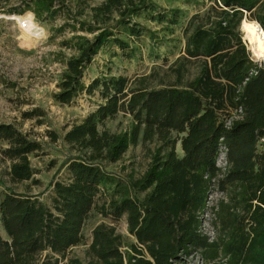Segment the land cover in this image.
Segmentation results:
<instances>
[{"label": "trees", "instance_id": "16d2710c", "mask_svg": "<svg viewBox=\"0 0 264 264\" xmlns=\"http://www.w3.org/2000/svg\"><path fill=\"white\" fill-rule=\"evenodd\" d=\"M14 1L5 13L29 11L46 22L66 14L52 29L71 33L59 42L69 54L54 58L64 69L53 100L68 105L97 93L100 102L64 132L62 142L73 155L47 203L12 186L0 192V264H189L191 258L264 264V62L253 60L239 31L244 19L264 29V0H187L202 8L180 36L184 12L160 10L154 0L93 6L78 0L77 10L65 0ZM143 16L160 27L152 39L180 44L178 55L142 76L101 73L86 85V69L106 46L134 56L135 41L146 32ZM119 113L130 116L129 125L112 132L106 123ZM40 116L37 108L21 113ZM48 134L51 142L58 139ZM138 145L148 157L142 171L133 163L117 173L106 170ZM41 151L42 144L14 124L0 123V168L9 184L39 183L29 156ZM221 152L223 172L216 166ZM213 179L224 198L213 211L216 237L208 241L200 221ZM92 212L111 224L92 228L83 261L69 257ZM121 220L134 241L116 232Z\"/></svg>", "mask_w": 264, "mask_h": 264}, {"label": "rangeland", "instance_id": "374dc122", "mask_svg": "<svg viewBox=\"0 0 264 264\" xmlns=\"http://www.w3.org/2000/svg\"><path fill=\"white\" fill-rule=\"evenodd\" d=\"M80 1L93 6L102 0ZM154 1L160 10L178 7L184 12L176 27L178 36H180V28L188 17L202 8V6H195L193 2L190 3L187 0ZM14 2V0L8 2L0 0V123L14 124L30 138L40 142L42 151L38 155L29 156L31 167L35 171L34 178L39 181L38 184L27 181L11 185L7 181L4 170L0 168V192L12 186L15 193L34 195L40 201L47 203L52 183L64 179V163L69 156L73 155L62 142L64 132L93 111L100 100L97 93L82 94L68 105H61L53 100L52 94L56 90L55 85L64 69L63 64L54 58L59 51L65 55L69 54L68 49L59 47V42L70 37L71 33L65 29L59 35L52 29L62 25L63 17L66 14H62L51 22H46L36 19L29 11L22 14L5 13L4 11ZM65 4L74 10L78 9V0H65ZM27 13L31 14L38 28L33 29V32L39 33V36L43 34V37L35 44L31 42L30 35L24 31L23 20L21 23L17 21V18L24 17ZM139 21L146 32L135 41L137 49L134 56L128 58L115 47L106 46L86 69L83 77V82L86 85L101 73L127 77L142 76L148 74L152 67L160 65L162 58L166 57L171 61L178 55L180 44L177 48H173L171 43L160 41L159 35L154 36L155 41L151 35L160 27L144 16ZM239 31L242 39H245L241 26ZM245 43L253 60L264 62V60L255 58L250 44L247 41ZM34 108L40 109L43 116L32 119L21 117L22 112ZM129 122V115L119 113L106 123V127L112 132H119L125 130ZM50 132L58 136L55 142H51L48 134ZM147 160L146 151L138 145L130 148L121 162L107 165L106 170L117 173L121 167L133 163L137 171H142ZM100 222L111 224L107 218H102L93 212L88 216L82 229L83 241L68 251L69 257L84 260V251L90 241L91 230ZM115 229L126 242H131L123 220L115 224ZM125 249L123 248V250ZM189 262V264H201L195 258L189 259Z\"/></svg>", "mask_w": 264, "mask_h": 264}, {"label": "built area", "instance_id": "2783aa9c", "mask_svg": "<svg viewBox=\"0 0 264 264\" xmlns=\"http://www.w3.org/2000/svg\"><path fill=\"white\" fill-rule=\"evenodd\" d=\"M229 124V122H227ZM216 166L223 172L226 168L224 152H221L216 160ZM220 176V175H218ZM215 180H212L210 192L205 201V209L201 216L200 232L207 237L208 241H213L216 237V228L212 224L213 211L216 209V204L224 195L217 189ZM197 260V259H196ZM198 262H200L198 260Z\"/></svg>", "mask_w": 264, "mask_h": 264}, {"label": "bare ground", "instance_id": "6f19581e", "mask_svg": "<svg viewBox=\"0 0 264 264\" xmlns=\"http://www.w3.org/2000/svg\"><path fill=\"white\" fill-rule=\"evenodd\" d=\"M23 20V27H25L24 31L27 32L30 35V40L33 44H35L40 38L43 37V34L39 36V33H34L33 29L37 28V25L35 24L31 14L27 13L24 17L17 18V21L21 23ZM241 30L244 34L245 41L250 43V49L252 51V54L255 58L259 60H264V56H259L254 49L256 48V45L254 43H251L253 40V36L251 34L250 30H254L257 27L260 28L259 24L256 21H251V20H242L241 21ZM22 27V26H21ZM38 29V28H37ZM41 33V32H40Z\"/></svg>", "mask_w": 264, "mask_h": 264}, {"label": "clouds", "instance_id": "9594fccd", "mask_svg": "<svg viewBox=\"0 0 264 264\" xmlns=\"http://www.w3.org/2000/svg\"><path fill=\"white\" fill-rule=\"evenodd\" d=\"M250 31L253 36V40L251 41V43H254L256 45L254 51L259 56H264V29L257 27L256 29Z\"/></svg>", "mask_w": 264, "mask_h": 264}, {"label": "crops", "instance_id": "0c3cea01", "mask_svg": "<svg viewBox=\"0 0 264 264\" xmlns=\"http://www.w3.org/2000/svg\"><path fill=\"white\" fill-rule=\"evenodd\" d=\"M176 152H177V154L179 155V156H182V150H181V148H180V144L179 143H177V145H176ZM126 224V223H125ZM130 236V235H129ZM131 237V236H130ZM131 241H134V239H133V237H131Z\"/></svg>", "mask_w": 264, "mask_h": 264}, {"label": "water", "instance_id": "95a60500", "mask_svg": "<svg viewBox=\"0 0 264 264\" xmlns=\"http://www.w3.org/2000/svg\"><path fill=\"white\" fill-rule=\"evenodd\" d=\"M261 28V27H260ZM245 40V39H244ZM250 44V43H249Z\"/></svg>", "mask_w": 264, "mask_h": 264}]
</instances>
